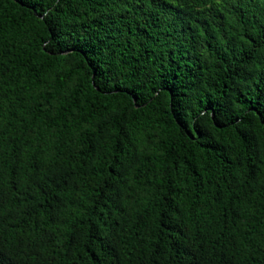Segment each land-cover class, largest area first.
I'll return each instance as SVG.
<instances>
[{
	"label": "trees",
	"instance_id": "obj_1",
	"mask_svg": "<svg viewBox=\"0 0 264 264\" xmlns=\"http://www.w3.org/2000/svg\"><path fill=\"white\" fill-rule=\"evenodd\" d=\"M0 264H264V0H0Z\"/></svg>",
	"mask_w": 264,
	"mask_h": 264
}]
</instances>
